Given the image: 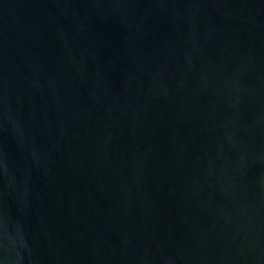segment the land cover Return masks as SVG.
<instances>
[{
	"label": "water",
	"instance_id": "95a60500",
	"mask_svg": "<svg viewBox=\"0 0 264 264\" xmlns=\"http://www.w3.org/2000/svg\"><path fill=\"white\" fill-rule=\"evenodd\" d=\"M0 264H264V0H0Z\"/></svg>",
	"mask_w": 264,
	"mask_h": 264
}]
</instances>
